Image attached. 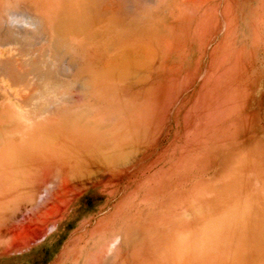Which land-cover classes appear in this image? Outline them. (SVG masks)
<instances>
[{
    "label": "rangeland",
    "instance_id": "rangeland-1",
    "mask_svg": "<svg viewBox=\"0 0 264 264\" xmlns=\"http://www.w3.org/2000/svg\"><path fill=\"white\" fill-rule=\"evenodd\" d=\"M0 264H264V0H0Z\"/></svg>",
    "mask_w": 264,
    "mask_h": 264
},
{
    "label": "bare ground",
    "instance_id": "bare-ground-1",
    "mask_svg": "<svg viewBox=\"0 0 264 264\" xmlns=\"http://www.w3.org/2000/svg\"><path fill=\"white\" fill-rule=\"evenodd\" d=\"M60 58V57H59ZM117 64V63H116ZM122 64V63H121ZM120 65V64H119Z\"/></svg>",
    "mask_w": 264,
    "mask_h": 264
},
{
    "label": "crops",
    "instance_id": "crops-1",
    "mask_svg": "<svg viewBox=\"0 0 264 264\" xmlns=\"http://www.w3.org/2000/svg\"><path fill=\"white\" fill-rule=\"evenodd\" d=\"M22 14V13H21Z\"/></svg>",
    "mask_w": 264,
    "mask_h": 264
}]
</instances>
